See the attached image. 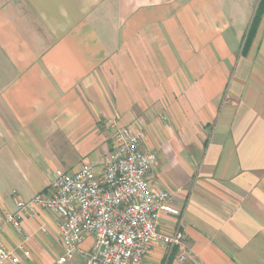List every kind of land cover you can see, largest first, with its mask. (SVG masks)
Returning <instances> with one entry per match:
<instances>
[{"label": "crops", "instance_id": "1", "mask_svg": "<svg viewBox=\"0 0 264 264\" xmlns=\"http://www.w3.org/2000/svg\"><path fill=\"white\" fill-rule=\"evenodd\" d=\"M263 2L0 0V220L130 127L181 210L159 229L186 236L143 264H264ZM23 227L1 235L20 264H54L59 216Z\"/></svg>", "mask_w": 264, "mask_h": 264}, {"label": "built area", "instance_id": "2", "mask_svg": "<svg viewBox=\"0 0 264 264\" xmlns=\"http://www.w3.org/2000/svg\"><path fill=\"white\" fill-rule=\"evenodd\" d=\"M116 129L113 149L101 167L83 164L75 173L57 169L50 191L18 199L15 211L2 214L0 264H20L1 238L5 226L23 232L25 218L43 209L59 216L62 254L54 264H143L153 247L185 249L181 229H159L162 212L181 216V210L170 191L151 185L156 153L144 146L143 132ZM88 238L92 242L84 247Z\"/></svg>", "mask_w": 264, "mask_h": 264}, {"label": "trees", "instance_id": "3", "mask_svg": "<svg viewBox=\"0 0 264 264\" xmlns=\"http://www.w3.org/2000/svg\"><path fill=\"white\" fill-rule=\"evenodd\" d=\"M263 6H264V2L260 4V6H259V11H262Z\"/></svg>", "mask_w": 264, "mask_h": 264}, {"label": "rangeland", "instance_id": "4", "mask_svg": "<svg viewBox=\"0 0 264 264\" xmlns=\"http://www.w3.org/2000/svg\"><path fill=\"white\" fill-rule=\"evenodd\" d=\"M145 138H146V135H145ZM84 247H87V246H89V242L88 241H85V243H84V245H83Z\"/></svg>", "mask_w": 264, "mask_h": 264}]
</instances>
